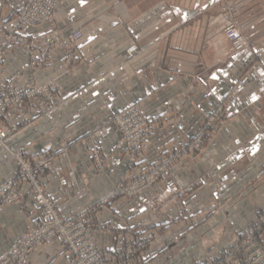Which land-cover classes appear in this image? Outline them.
<instances>
[{"label": "crops", "instance_id": "1", "mask_svg": "<svg viewBox=\"0 0 264 264\" xmlns=\"http://www.w3.org/2000/svg\"><path fill=\"white\" fill-rule=\"evenodd\" d=\"M223 1L64 0L55 14L59 33L79 29L83 37L72 52L57 50L35 72L39 84L55 81L56 100L64 102L0 146V186L18 170L13 151L36 156L55 149L45 185L69 217L108 196L127 172L130 145L110 121L115 115L134 106L152 121L145 150L146 159L156 161L194 138L207 114L227 102V120L207 139L204 154L145 192L117 199L98 214V223H110L114 231L96 234L101 249L116 250L121 241L157 231L143 264H202L206 255L220 254L229 238L264 211V0H230L251 42L240 51L226 37ZM20 3L0 0V28L13 20ZM51 29L42 24L24 33ZM28 59L25 46H11L3 79L22 85ZM119 66L120 74L97 82ZM96 151L104 158L100 168L93 161ZM38 217L30 194L20 203L0 202V258ZM71 261L55 239L28 264Z\"/></svg>", "mask_w": 264, "mask_h": 264}, {"label": "built area", "instance_id": "2", "mask_svg": "<svg viewBox=\"0 0 264 264\" xmlns=\"http://www.w3.org/2000/svg\"><path fill=\"white\" fill-rule=\"evenodd\" d=\"M61 1H22L16 13V20L7 28V40L0 47V75L6 46L18 43L27 45L31 54L28 67L30 72H33L38 66L47 64L51 60L55 49L67 47L83 37L81 30H74L64 39L47 34L28 38L23 34L22 30L27 27L44 23L52 24L53 14ZM229 37L236 50H242L248 45L246 38L236 28L229 31ZM56 92L57 86L54 82L38 85L32 75L27 78L23 86L3 83L0 86V144H4L10 136L19 131V123L15 122L14 116L10 113L12 109L18 117L25 120L24 124L29 123L31 118L26 117L27 114L45 109L54 100ZM226 108V105H221L218 108L219 114L226 115ZM115 119L121 126L123 136L131 144V163H137L139 157L143 158L142 152L146 138L152 131V121L134 106L121 111ZM216 119L209 117L207 123L210 124ZM194 148L195 143L190 141L180 145L171 152L169 158L162 161L159 174L172 170L180 162V158L188 155ZM13 157L18 170L12 178L1 184L0 202L20 203L25 194H30L38 208L39 217L32 220L28 229L16 238L7 254L0 258V264H28L36 250L50 245L55 239L59 240L66 252L72 256L70 264H107L114 259L132 261L135 264L144 263L143 250L155 238L154 234L142 236L130 245L121 241L116 250L101 249L96 241L97 228L103 227L98 224L97 212L100 207H104V204L116 198L118 192L123 191L122 182L117 190L105 198L92 202L69 217H65L61 212V206L45 188L44 175L51 165L48 155L43 152L37 157H30L24 152L17 151L13 152ZM263 229L264 214H261L239 233L234 243L225 248L221 254L205 258L202 264H264V243L260 239Z\"/></svg>", "mask_w": 264, "mask_h": 264}, {"label": "rangeland", "instance_id": "3", "mask_svg": "<svg viewBox=\"0 0 264 264\" xmlns=\"http://www.w3.org/2000/svg\"><path fill=\"white\" fill-rule=\"evenodd\" d=\"M22 1H23V0H21L20 6H19V7L17 8V10L14 12L13 20H12L8 25H6L5 27L0 28V47H1V45L3 44V42H4L5 40H7V34H8V30H7V28H8L9 26L12 25V23L14 22V20H16V13H17L18 9L21 7ZM63 2H64V0H62L60 4H62ZM60 4H59V5H60ZM59 5H58V6H59ZM57 8H58V7H57ZM56 11H57V9L55 10V12H54V14H53V23H54V24L52 23V24H53V25H52V24H49V23H44V24H49V25H50V27L52 28L51 31H49V32H47V33H42V34H47V35H50L51 37H53L54 35H57V36H58L59 38H61V39L67 38L68 35L71 34L74 30H71L70 32H68V33L65 34V35H62V34L59 33V30H58L57 25H56V23H55V21H56V19H55ZM219 12H220L219 14L225 19V21H226L227 24H228V25H227V28H226V37H227L228 41L230 42L232 48L235 49L234 44H233L231 38L229 37V31H230L231 29H234V28L238 29V30L243 34V36L246 38V40H247V42H248V45H249V44L251 43L250 40H249V38L244 34L243 30H242V29L240 28V26H238V24L236 23V19H237L238 15H239V8L237 7V5H236L235 3H233L232 1H230V0H225V1H223V2L221 3V6H220V9H219ZM39 25H42V24H38V25H36V26H39ZM36 26H33V27H36ZM28 28H31V27H27V28H25L24 30H26V29H28ZM24 30H22V31H23V34L26 35L28 38H33V37H35V36H29V35L25 34V33H24ZM75 30H79V29H75ZM39 35H41V34H39ZM36 36H38V35H36ZM78 41H79V40H78ZM78 41L72 43L71 45L69 44V46H67V47L57 48V49H55L54 52L52 53V57H53L54 53H55L57 50H60V49H67L69 52H72V51L74 50L75 45H76V43H77ZM15 45H23V46H25V47L27 48V50H28V54H29V59H28V62H27V75H26V77H25V79H24V83H22V85H18V84H16V83L13 82V81H8V80L3 79V66H4V58H5V54H6L7 50H8L11 46H15ZM248 45H247V46H248ZM247 46H246V47H247ZM244 48H245V47H244ZM244 48H243V49H244ZM0 49H1V48H0ZM235 50H236V49H235ZM236 51H240V50H236ZM30 57H31V54H30L29 48H28V46L25 45V44H20V43H18V44H14V45L6 46V47L4 48V53H3V62H2L1 75H0V86H1L3 83H5V82L12 83V84H14L15 86H23V85L25 84L27 78H28L30 75H32V77L34 78V80L36 81V83H37L38 85L46 84V83H48V82H50V81L54 82V84L56 85V83H55L54 80H48V81H46L45 83L39 84V83L37 82L36 78H35V72H36L40 67L45 66V65H47L48 63H50L51 60H50L47 64H44V65H42V66H38L36 70H34L33 72H30V69H29V67H28V63H29ZM52 57H51V59H52ZM122 67H123V66H119V67H116L115 69H112L110 72H108V73L105 74L104 76H101V77L97 80V82L102 81V80H107V81H108L111 77H114L115 75L120 74V73L123 71V70H122ZM56 86H57V85H56ZM57 91H58V87H57ZM56 96H57V92H56V94H55V98H54V100L52 101V103H51L50 105H48L47 107H45V109H38L37 111L33 112V113H38V116H37V118H33V119H31V120H30L31 122L24 124V123H25V120L23 121V118H21V122H20V123L15 121L16 123H19V131L22 129L23 126H26V125H28V126L32 125V126H33V122H34V121H36L37 119H39L41 116H44V114H46L47 112H49L51 109H53V108H55V107H58L60 104H62V103L64 102L63 100H59V101H57V100H56ZM221 105H226V106H227V102H219V103L217 104V106L214 108V110H212V112H210V113L207 114V116H206V118H205V122L203 123V125L201 126V128L198 130L196 136L190 140V142L195 143V148L192 149V150L189 152L188 155L186 154L185 156H183V158H180V160H179L180 162L177 164L176 167H174L172 170H170V171H168V172H166V173H164V174H161V175L159 174V173H161V171H160V167H161V163H162V161H164L166 158H169L171 152H173V151H174L176 148H178L180 145H182V144L185 143V142H189V141H183V142H181L180 144H178L176 147H174L173 149H171L170 151H168L166 154H164L163 156H161V157H160L158 160H156V161H151V160L146 159V150H145V145H144V151L142 152V154H143L142 157H143V158L139 157V158H138L139 160L137 161V163H131V153H132V148H131V144H130V142L126 139V140L129 142V145H130V155H129V158H128L127 172H126L125 176L121 179V182H122V184H123V191H122V192H118V193L116 194V198H114V199L110 200V202L104 204V207H100L97 213L99 214L101 211H103V210H105L106 208L110 207V206L113 204V202H115L117 199L126 198V197H132V196H137L138 194L145 192V191L148 190L149 188L153 187L156 183H159V182L163 181L164 179L166 180V179H168L169 177L173 176L174 173H175V172L177 171V169L179 168V166L182 165L183 163L187 162V160L198 159L200 156H202V155L204 154V152L206 151V147H207V139L216 136V134H217V132H218L220 126H221L222 124H224V122H226V120H227V108H226V115H225V114H224V115L219 114V109H218V108H219ZM13 112H14V113H13ZM10 113H11L13 116H15V110H14V109H12V110L10 111ZM31 113H32V112H31ZM16 116H17V115H16ZM115 116H116V115H115ZM115 116H114L113 118H111L110 121L113 120V121L115 122V124L117 125V127L119 128V130H120V132H121L122 137L125 138V137L123 136L122 131H121V128H120L121 126L116 122ZM26 117H29L28 114H27ZM209 117H213V118H215V119L219 117V119L213 120V121L210 122V124H208L207 122H208V120H209ZM14 119H15V118H14ZM35 119H36V120H35ZM19 131H18V132H19ZM18 132H17L16 134H18ZM16 134H14L13 136H10V138H9L6 142H4V144H0V146H2V145H3V146H4V145H8L9 141H10L12 138H14ZM149 135H150V134H148V136H149ZM200 137H201V140L199 141V138H200ZM145 143H146V141H145ZM197 144H199V146H198ZM93 148H95V147L93 146ZM13 152H17V151H13ZM13 152H12V158L14 159V157H13ZM20 152H21V151H20ZM43 152H45V153L48 155V157H49L50 160H51V165H52L53 160H54V158L56 157V155H57L58 152H57L55 149H51V148L45 149V150L42 151L40 154H42ZM94 153H95V154H94V157H93L94 165L96 166V168H100L101 165L103 164V161H104L103 155L101 154V152L98 153L97 151L94 152ZM25 154H26V153H25ZM40 154H38V155H36V156H30V155H28V156H30V157H37V156H39ZM14 160H15V159H14ZM15 162H16V161H15ZM140 163H144V167L141 169V171H140L138 174H136V175L132 174V170H133L137 165H139ZM51 165H50V167H51ZM50 167H49V168H50ZM49 168H47L46 173L48 172ZM46 173H45V175H46ZM45 175H44V176H45ZM44 180H45V177H44ZM121 182H120V184H121ZM120 184L118 185V187L120 186ZM136 185H137V187L134 188V186H136ZM118 187H117V188H118ZM45 188H46V185H45ZM117 188H115L112 192H114L115 190H117ZM46 191H47V188H46ZM160 202H162V201H160ZM85 207H86V206H85ZM157 207H158V205H157V203H156L154 208H157ZM154 208H153V214L151 215L152 217L155 215V214H154V213H155ZM98 214H97V216H96V217H97V221H98ZM261 214H264V211L261 212V213H259V214L256 216V218H257L258 216H260ZM151 216H150V217H151ZM155 218H156V217H155ZM256 218H255L251 223H253V222L256 220ZM150 223H151V222H150ZM251 223H250V224H251ZM98 224H100L101 226H103V227H101V228H100V227L97 228L98 230H105V231H108V230H109V231H114V229H113V225L110 224V223H107V224H101V223H98ZM250 224H248V225H250ZM248 225H247V226H248ZM247 226H245L244 228H246ZM244 228H243V229H244ZM243 229H242V230H243ZM242 230H240L237 234H235L234 236H232L231 238H229L228 243L225 245V248L229 247L232 243L235 242L236 238L239 236V233H240ZM150 234H154V235H155V236H154L155 238L152 240L151 243H149V245L147 246V248H145V249L143 250V252H145V251L148 249V247H149L150 245H152V244L155 242L156 238H157L158 235H159L157 231H155V232L153 231V232L150 233ZM261 234H262V237H260V239H261L262 242L264 243V229L262 230ZM142 236H147V235H140V236H139L137 239H135L134 241H131V242H125V243H126L127 245L133 244V243L136 242V240H138V239L141 238ZM119 244H120V243H119ZM225 248H224V249H225ZM224 249H223V250H224ZM222 252H223V251H222ZM222 252H221V253H222ZM221 253H220V254H221ZM218 255H219V254H218ZM211 256H213V255H206L205 258H207V257H211ZM215 256H216V255H215ZM205 258H204V260H205ZM204 260H203V262H204ZM203 262H202V263H203Z\"/></svg>", "mask_w": 264, "mask_h": 264}]
</instances>
